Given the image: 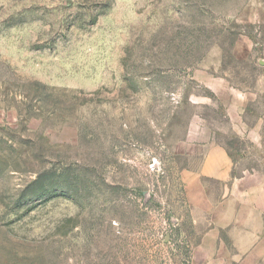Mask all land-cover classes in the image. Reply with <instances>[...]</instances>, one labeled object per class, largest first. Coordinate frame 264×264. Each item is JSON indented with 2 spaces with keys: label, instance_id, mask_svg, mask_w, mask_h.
Here are the masks:
<instances>
[{
  "label": "rangeland",
  "instance_id": "374dc122",
  "mask_svg": "<svg viewBox=\"0 0 264 264\" xmlns=\"http://www.w3.org/2000/svg\"><path fill=\"white\" fill-rule=\"evenodd\" d=\"M259 59L264 0H0V264L200 259L207 148L211 202L264 188Z\"/></svg>",
  "mask_w": 264,
  "mask_h": 264
},
{
  "label": "crops",
  "instance_id": "0c3cea01",
  "mask_svg": "<svg viewBox=\"0 0 264 264\" xmlns=\"http://www.w3.org/2000/svg\"><path fill=\"white\" fill-rule=\"evenodd\" d=\"M257 62L264 66L263 59ZM260 138L258 148L264 155V121ZM231 172L227 150L212 145L198 170L185 176L187 200L209 219L198 247L201 257L195 255L193 264H264V188L246 187L239 179V184H232L229 192L224 187V196L229 197L217 202H211L205 191L206 182L227 185Z\"/></svg>",
  "mask_w": 264,
  "mask_h": 264
},
{
  "label": "water",
  "instance_id": "95a60500",
  "mask_svg": "<svg viewBox=\"0 0 264 264\" xmlns=\"http://www.w3.org/2000/svg\"><path fill=\"white\" fill-rule=\"evenodd\" d=\"M260 64H263V62H260Z\"/></svg>",
  "mask_w": 264,
  "mask_h": 264
}]
</instances>
